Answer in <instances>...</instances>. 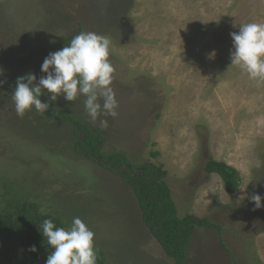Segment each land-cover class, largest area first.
Segmentation results:
<instances>
[{"label":"rangeland","instance_id":"obj_1","mask_svg":"<svg viewBox=\"0 0 264 264\" xmlns=\"http://www.w3.org/2000/svg\"><path fill=\"white\" fill-rule=\"evenodd\" d=\"M249 22L264 23V0H0V209L32 203L65 228L81 218L106 264H173L141 222L131 190L72 155L68 124L14 110V81L31 72L38 82L61 41L92 31L111 42L118 116L92 123L82 95H61L49 109L97 128L105 155L160 167L179 218L222 227L195 228L185 264H264V82L230 60V33ZM210 159L236 172L232 195L204 172Z\"/></svg>","mask_w":264,"mask_h":264},{"label":"clouds","instance_id":"obj_2","mask_svg":"<svg viewBox=\"0 0 264 264\" xmlns=\"http://www.w3.org/2000/svg\"><path fill=\"white\" fill-rule=\"evenodd\" d=\"M230 36L233 41L231 65L237 66L250 79L264 82V23H243L239 31L230 33ZM110 44L106 36L82 31L67 46L50 52L41 65L44 75L38 82L31 72L16 79L11 94L16 114L23 117L33 107L37 112L45 113L50 102H55L61 95L65 101L71 102L82 95L85 97L84 110L92 123L100 116L116 118L118 102L111 87L114 67L109 60ZM215 56V50L207 54L208 59ZM3 83L0 80V87ZM44 90L50 95L42 102ZM100 124L106 128L108 121L102 119ZM250 199L257 208L262 206L260 195L253 194ZM39 229L52 249L45 264H97L95 233L81 218L74 217L67 228L57 227L51 219H45ZM30 250L37 251L35 246Z\"/></svg>","mask_w":264,"mask_h":264},{"label":"trees","instance_id":"obj_3","mask_svg":"<svg viewBox=\"0 0 264 264\" xmlns=\"http://www.w3.org/2000/svg\"><path fill=\"white\" fill-rule=\"evenodd\" d=\"M78 31L61 41L55 47V52L67 46ZM15 86L16 81L12 91ZM41 100L43 102V96ZM33 111L50 121L68 124L72 128L71 135L74 139L71 146L72 155L89 160L117 176L131 190L141 214V222L173 264H185L188 260L195 228L206 227L218 233L222 229L220 225H213L205 218H179L164 180L166 173L160 167L148 163L132 165L123 153L105 155L102 151L101 134L97 128L91 129L80 121H74L72 117L51 109L39 113L33 107ZM204 172L207 175H218L229 195L238 188L239 178L236 172L224 163L210 159L204 167ZM45 219H51L57 227H64L53 214L38 213L37 207L32 203L19 202L0 209V264H45L52 251L39 229ZM218 241L221 250L229 252L223 241ZM32 246L36 247V252L30 250ZM97 252V264H106L104 255L100 251ZM200 255L205 253L200 251Z\"/></svg>","mask_w":264,"mask_h":264}]
</instances>
